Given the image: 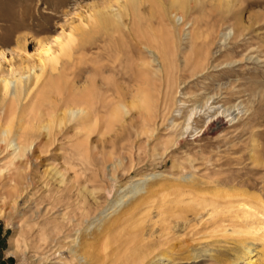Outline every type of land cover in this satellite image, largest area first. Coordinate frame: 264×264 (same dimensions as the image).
Returning <instances> with one entry per match:
<instances>
[{
  "label": "rangeland",
  "instance_id": "1",
  "mask_svg": "<svg viewBox=\"0 0 264 264\" xmlns=\"http://www.w3.org/2000/svg\"><path fill=\"white\" fill-rule=\"evenodd\" d=\"M106 7H111L114 14L123 11L124 18L119 22L130 40L126 25L131 26V16H126L125 7L132 8L127 0H0V78L42 72L47 56L44 51L50 47V54L55 56L59 52L57 38L65 41L73 36L74 57H80L83 38L93 29L99 9ZM138 8L151 19L153 29H157L161 17L176 31L184 28L179 17L171 14V0L146 3ZM187 16L217 25L211 63L217 58V63L224 64L212 67L210 77L194 81L191 90L197 92V100L194 97L193 101L182 103L180 100L185 97L178 95L177 105L166 121L159 123L150 141L147 140L151 130L140 128V122L133 127L130 120L136 115L131 114L116 124L110 137L106 136L104 149L100 134L91 138L89 144L97 146L100 166L89 171L80 156L72 159L73 167L65 165L64 151L57 146L49 147L53 139L48 133L42 130L40 137L38 126L31 125L30 129L29 125L35 144L19 163L30 166L31 171L24 179L17 177L15 181L4 169L18 160L13 161L10 152L0 150V264H85L73 261L68 249L69 246L78 249L79 243L85 241L91 244L89 254L93 259L89 264H126V252L135 247L149 253L142 264H246L250 256L244 254L245 246H252L251 256L263 249L264 243L254 240L263 232L255 231L258 222L244 213L242 199L221 201L226 207L219 210L220 216L213 214L212 206L203 208L198 203L204 197L212 200L209 195L206 197L212 190L231 192L234 187L264 198V0H189ZM238 23L246 29L236 43L232 37L233 27ZM202 28L206 30L205 23ZM98 36L102 38L101 34ZM98 36L96 39H100ZM70 64L73 60L62 59L55 72L48 68L36 90L32 91L30 83L25 84L21 107L29 106L51 77L68 74L69 78L62 81L64 90L88 87L90 74L86 65L81 63L71 74ZM231 84L246 92L235 95L230 103L225 101L226 105L212 104L213 99L204 105L205 96ZM11 95L10 92L4 97L0 87V116ZM22 111L13 124L10 141L17 139ZM175 121L185 122L181 143L166 154L165 149L172 146L169 142L174 139L171 128ZM1 122L6 124L7 120ZM217 122H220L218 129H206V125ZM142 131L145 135L137 137ZM77 133L73 131L69 137ZM114 140L116 149L111 142ZM41 141L49 144L46 153L37 146ZM67 147L64 146L66 157L71 158L72 151ZM115 164L119 166L115 168ZM68 168L74 170L68 173L65 170ZM58 170H63L67 180L63 181L64 177L56 173ZM141 183L154 184L152 194L144 191L136 210L121 216L120 212L134 199L130 191ZM68 188L70 196L65 192ZM101 221L107 222V230L103 232L97 231ZM30 229L32 232L25 234ZM246 231L253 235H247ZM76 238L77 244H72ZM239 240H244L245 245L239 244ZM107 241L110 242L102 248ZM60 244L66 247L58 249Z\"/></svg>",
  "mask_w": 264,
  "mask_h": 264
},
{
  "label": "bare ground",
  "instance_id": "2",
  "mask_svg": "<svg viewBox=\"0 0 264 264\" xmlns=\"http://www.w3.org/2000/svg\"><path fill=\"white\" fill-rule=\"evenodd\" d=\"M127 1H129L130 7L132 8L131 11L130 8L125 7L126 16H131L129 21V25L131 26L126 25L130 30V36H132L130 40H128V35L122 32L119 22L124 18L123 11L121 10L118 14H114L110 12L111 7H106L102 10L99 9L98 12L100 15L93 24V29L83 38L84 43L82 44L84 45L81 48L82 52L80 57H78L79 55L76 58L74 57L75 39L73 36H68L65 41H63L62 38H57L55 42L60 47L59 52L55 56L50 54V47L44 51V54L47 56L43 60L44 68L42 72H34L33 75H31L30 72L26 75L17 73L11 74V76H2L0 78V87L4 91V97L8 96L10 92L12 93L9 102L6 105L4 104L5 106L3 105L4 107H2L0 116V122L4 119L7 120L6 124L2 122L3 125L0 124V150L10 152V155L13 156V161L18 160V163L12 162V165H10L11 167L7 164L8 167L4 169L8 170L7 172L14 177V181L17 177L24 179L31 171L30 166L27 165L28 167H26L19 163V161L24 158L25 154L31 151L35 144V141L31 139V125L35 127L38 126L39 131H37V133L39 136H42L40 132L43 130L46 131V134L48 133L49 138L51 137L53 139V141L50 140V145L42 141L37 144L38 147H41L40 151L42 153L47 152L48 145L49 147H60L61 150L64 151L62 158L64 159L65 165L73 167L72 159L80 156L86 161L85 167L90 171L95 166H100L98 157L100 154L96 152L98 148L97 146L93 147V145L89 144L92 137L96 134H100L104 149L107 142L105 138L111 134L116 124L122 122L123 118L135 114V117H131V124L134 127L140 122V128H149L151 130V137L148 138L147 141H150L155 137V132L158 130L157 127H159V123L163 124L167 116L177 105L178 95H183L185 97V100H180L182 103L191 102L194 97L197 100V92L192 91L193 89L191 90L194 81L196 82V80L200 78L210 77L209 71L212 67L219 68L220 65L224 64L217 63V58L214 63H211L214 57L212 48L216 44L215 28L217 29V25L211 24L208 21L204 22V20L202 22L200 18L197 19L193 17L189 19L187 16L189 0H171V14L174 15V18L179 17V21H182L180 25H184L183 29L178 28L177 31L175 27V29H172L166 24L164 17L159 18L157 29H153L154 26L152 25L153 22H151V19L148 20L138 10V7L143 4H158L161 3L162 0ZM177 6L180 7L179 10ZM144 22L146 25L143 24ZM203 23H205L206 30L202 28ZM187 25H190V27L186 28ZM221 27L222 26H220V28ZM243 27L244 26H241L239 23L236 27H233L235 31L234 37H232L234 42L236 41L237 43L241 41L246 29ZM186 31L188 32L186 33ZM99 34H101L102 38L98 36ZM96 36L100 39H96ZM183 37H186L184 43ZM221 52H223V50H221ZM62 59H68L69 62L73 60V64H70L71 67L69 66V72H71V74H74L78 66L84 63L86 65V71L90 74L87 80L89 86L84 90L79 89L75 91V88L64 90L61 85L63 79L66 80L69 78L68 74L56 79H52L51 77L47 87L32 98L30 105H25L24 108L21 107L23 95L25 94L24 85L30 83L33 87L31 88L33 91L41 84L40 82L45 76L47 69L50 68L55 72ZM240 63H238V65ZM224 73L228 72L225 71ZM107 74H109L108 77L106 76ZM234 85L235 84H231L228 87L221 88L211 96L207 94L208 96H205L206 101L204 105H207L212 99V104L224 102L226 105L230 103L231 98L235 97V95L240 96L246 92L237 90ZM182 88L185 92L182 91ZM208 89L209 87L206 86L205 91ZM47 94L52 95L50 99ZM217 95H219V97H216ZM128 98H131V100L127 101ZM246 108L247 110H251L247 106ZM137 110L138 113H135ZM21 111V121L18 127L19 134L16 140L10 141L11 139L9 136L14 133L13 124L17 117H19ZM227 111H229V109H227ZM186 121L187 119L185 122ZM185 122H183V124L178 121L173 123L171 137L174 139L169 142L170 144L172 143V146L165 149L166 154L172 147L178 146L181 143L180 137L183 134L182 129ZM29 125L31 126L30 129H28L29 127L27 128ZM219 125L220 122L211 125L208 124L206 125V129L208 131L216 130L219 128ZM73 131L78 133L69 137V134ZM145 133V131H142L137 137H142ZM61 135L63 136L62 138H64L62 140H60ZM129 138H132L130 134ZM111 142L113 143V148L116 149L115 140ZM56 143L60 144L57 145ZM64 146H68V150L72 151L71 158L66 157L67 149H65ZM83 148H86L85 153H83L85 151H83ZM117 164H115V168L119 166ZM65 170L69 173V171L74 170V168ZM1 171L2 169L0 168V172ZM56 173L64 177L63 170H58ZM66 178H68L67 175L63 178V181ZM68 180H70V178ZM67 184L68 183L65 185ZM153 185L154 184L147 185L141 183L135 186L130 191L134 199L130 201L131 203H128V206H126L123 212H120L121 210L119 211L122 213L121 216L130 214L133 212L132 210H136L135 208L139 197L144 191L151 195V188ZM70 190L71 189L68 188L65 191L68 192V196H70ZM208 195L212 200H207V198L204 197L198 205L203 206V208L212 206L213 214L216 213L217 216L221 214L219 210L221 209L222 211L226 207V204L222 205L221 201L227 203L230 199H242V206L245 208L244 213L246 212L247 216L255 218L258 222V228H256L255 231L263 232L262 236L254 238V240H260L264 243V198L253 195L247 190L235 189V187L231 192L223 189H215L206 194V197ZM86 196H84L85 199L87 198ZM82 203H85V200L84 202L82 201ZM123 205L124 204L121 206ZM125 205H127V203ZM117 210L114 212H117ZM106 224V221H101L97 227V231L103 232L106 229ZM28 228H30L29 225ZM24 232L25 234H30L32 229H30L29 232H27V230ZM238 233L243 234L244 232ZM245 233L247 235H253L250 231H246ZM136 236L138 237V235L134 237ZM134 239L136 240V238ZM27 240L28 238L25 237L23 242L26 244ZM42 241L47 240L45 239ZM77 242L78 238L74 239L71 243L77 244ZM109 242L107 241L102 244V248L106 247ZM245 243L244 240H239V244L245 245ZM58 246H60L58 249L66 247L63 244ZM90 248L91 244L89 241L79 243L78 249L71 246L68 247L73 255V261L80 260L85 264H89V261L93 259L92 255L89 254ZM252 252V246H245L244 254L250 256L246 258V264H264V247L258 255L251 256ZM148 256L149 253L146 249L135 247L126 252V258L124 259L126 260V264H142Z\"/></svg>",
  "mask_w": 264,
  "mask_h": 264
}]
</instances>
